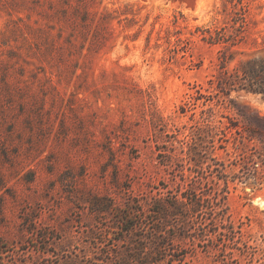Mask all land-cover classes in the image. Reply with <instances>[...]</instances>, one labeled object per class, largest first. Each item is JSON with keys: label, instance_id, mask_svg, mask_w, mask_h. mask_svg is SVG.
Returning a JSON list of instances; mask_svg holds the SVG:
<instances>
[{"label": "rangeland", "instance_id": "obj_1", "mask_svg": "<svg viewBox=\"0 0 264 264\" xmlns=\"http://www.w3.org/2000/svg\"><path fill=\"white\" fill-rule=\"evenodd\" d=\"M238 1L0 0V264H264V137L248 140L244 119L264 123V99L233 90V105H216L235 140L207 141L190 171L162 160L201 120L181 105L206 93L219 54L235 52L230 68L264 54V0H243L244 45L196 32L232 23ZM240 136L260 153L258 180L233 164ZM182 168L223 202L219 226L211 201L185 228L160 225L153 210L174 203Z\"/></svg>", "mask_w": 264, "mask_h": 264}, {"label": "trees", "instance_id": "obj_2", "mask_svg": "<svg viewBox=\"0 0 264 264\" xmlns=\"http://www.w3.org/2000/svg\"><path fill=\"white\" fill-rule=\"evenodd\" d=\"M238 3L239 5H232L231 12L236 16L232 23L223 21V18L218 19L215 17L207 26L195 27L200 38L211 44L221 43L223 48L226 49L244 45L246 43L244 38L247 35L246 27L248 21L246 17L248 5L247 1L244 2L243 0H239ZM175 26H178L179 29L182 27L180 25ZM180 33L175 34L173 42L183 41L187 43L190 41L189 36L183 35L182 37L178 35ZM189 33L192 34V31ZM253 40V43H256V39ZM241 52L246 54L245 51H240L239 53ZM234 53V51H231L230 55L225 52L219 54L220 71L213 78L208 79V86L205 88L206 93L201 91L202 86L193 87V91L186 93V100L181 105L182 112L194 109L199 105L201 106V120L189 126V131L185 134L187 136V139H185L186 146L181 147L178 153L173 150L170 153H166V150L159 149L160 152H165V156L168 157L163 158V162H176L181 164V166L188 165L190 171L194 165H199L205 161L207 151L203 147L207 141L213 143L216 141L218 145L212 144L213 147L226 149L227 143L230 140H235L230 129L233 124L216 125L213 121L216 105H233V98L230 96L231 91L244 90L259 94L264 99V54L239 59L230 68L228 65L234 61ZM237 112L243 115V112L239 109ZM193 115L194 112L190 114L191 119ZM244 119L246 120L245 130H247L248 140L254 138L261 140L264 137V123H254L246 117ZM177 130L180 131L178 128ZM240 137H242V142L238 141L233 150L235 163L230 161L229 165L233 162L235 166L239 167V170L247 169L249 172L247 176L258 180L263 164L261 160H257L260 153L252 150V148H246L247 146L242 144L244 137ZM211 166L219 167L222 164L215 162L210 164ZM181 171L183 177L175 194L174 203H169L166 207L163 206L153 210L159 214L158 221L160 225L167 227L171 224L170 219L174 218L176 224L179 223L185 228L188 221L193 220V217L204 208V202L211 201L210 210L213 212L209 221L215 226H219V222L223 223L225 220V209L223 208V202L220 201L221 199L199 191L196 184L188 181L190 174L186 173L184 168ZM157 199L154 198V204ZM222 200H225L224 192ZM225 227L227 226H223V228ZM161 230L160 227L154 230V239H159ZM142 256L144 257V255Z\"/></svg>", "mask_w": 264, "mask_h": 264}]
</instances>
